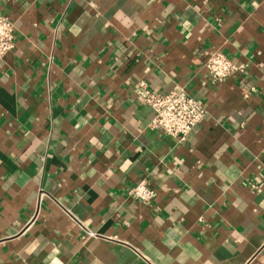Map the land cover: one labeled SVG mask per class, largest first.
I'll list each match as a JSON object with an SVG mask.
<instances>
[{"label":"crops","instance_id":"0c3cea01","mask_svg":"<svg viewBox=\"0 0 264 264\" xmlns=\"http://www.w3.org/2000/svg\"><path fill=\"white\" fill-rule=\"evenodd\" d=\"M0 264H264V0H0ZM221 51L245 69L213 82ZM138 80L200 100L181 140ZM147 178L150 202L127 196Z\"/></svg>","mask_w":264,"mask_h":264},{"label":"built area","instance_id":"2783aa9c","mask_svg":"<svg viewBox=\"0 0 264 264\" xmlns=\"http://www.w3.org/2000/svg\"><path fill=\"white\" fill-rule=\"evenodd\" d=\"M14 25L0 14V57L13 48ZM209 78L216 83L244 71V64H236L221 51L213 50L204 63ZM134 93L140 102L152 110L149 127L161 134L178 137L186 135L204 118L206 110L202 102L182 87H176L166 93H158L148 87L147 82L138 80ZM127 196L140 202H150L154 191L149 187L147 178L127 190Z\"/></svg>","mask_w":264,"mask_h":264}]
</instances>
